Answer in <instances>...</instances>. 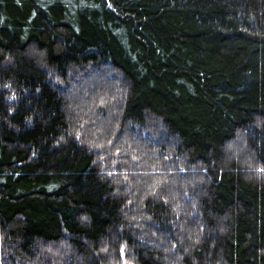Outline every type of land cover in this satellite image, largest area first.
<instances>
[{"label":"trees","instance_id":"obj_1","mask_svg":"<svg viewBox=\"0 0 264 264\" xmlns=\"http://www.w3.org/2000/svg\"><path fill=\"white\" fill-rule=\"evenodd\" d=\"M0 264H264V0H0Z\"/></svg>","mask_w":264,"mask_h":264},{"label":"rangeland","instance_id":"obj_2","mask_svg":"<svg viewBox=\"0 0 264 264\" xmlns=\"http://www.w3.org/2000/svg\"><path fill=\"white\" fill-rule=\"evenodd\" d=\"M81 72H82V71L80 70L79 73L81 74ZM77 74H78V73H76V75H77ZM88 74L91 76V75H92V72H91V71H88ZM69 75H70V79H71V78H72V74L69 73ZM76 75H75L74 77H77ZM82 77H83V76H82ZM82 77H81V78H82ZM81 78L78 77V78H74V79H75V80L79 79L78 81L81 82V81H82ZM74 79H73V80H74ZM69 83H70V81H69ZM59 85H61V84H59ZM236 153H238V152H236ZM236 153H235V155H236Z\"/></svg>","mask_w":264,"mask_h":264}]
</instances>
